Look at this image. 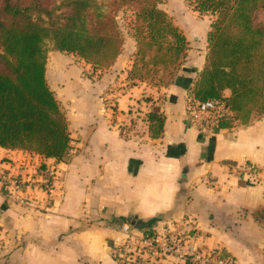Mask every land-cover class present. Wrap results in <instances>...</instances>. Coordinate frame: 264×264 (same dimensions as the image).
<instances>
[{
    "label": "crops",
    "instance_id": "0c3cea01",
    "mask_svg": "<svg viewBox=\"0 0 264 264\" xmlns=\"http://www.w3.org/2000/svg\"><path fill=\"white\" fill-rule=\"evenodd\" d=\"M195 47L165 87L128 80V56L108 67L112 74L95 70V79L67 53L47 54L45 79L67 123L69 159L0 147V169L24 163L27 172L58 173L49 207L41 193L26 206L0 196V264H115L109 246L122 241L119 226L130 217L156 229L190 222L207 249L235 264H264V116L215 135L194 129L185 100L207 53ZM152 111L163 117L157 138ZM245 166L256 171L254 184L240 172Z\"/></svg>",
    "mask_w": 264,
    "mask_h": 264
},
{
    "label": "trees",
    "instance_id": "16d2710c",
    "mask_svg": "<svg viewBox=\"0 0 264 264\" xmlns=\"http://www.w3.org/2000/svg\"><path fill=\"white\" fill-rule=\"evenodd\" d=\"M185 2L198 15L212 17L206 33L208 52L191 96L199 102H225L233 119L221 122V129L233 128V120L247 125L260 119L264 116V25L255 24L254 17L264 10V0ZM39 5L34 0L27 4L2 0L0 5V147L65 162L70 138L45 79L46 40L60 52L77 55L93 71L108 68L123 47L115 11L126 5L132 14L128 32L135 41V57L143 67L159 65L168 70L167 81L151 76L147 80L137 75L133 60L128 80L148 87H165L174 81L189 43L160 9L161 0H62L51 10ZM61 9L65 12L55 14ZM148 52L152 54L146 60ZM224 90L230 91L229 97L223 96ZM148 120L151 136L159 137L163 117L152 111ZM121 223L151 227L131 217Z\"/></svg>",
    "mask_w": 264,
    "mask_h": 264
},
{
    "label": "built area",
    "instance_id": "2783aa9c",
    "mask_svg": "<svg viewBox=\"0 0 264 264\" xmlns=\"http://www.w3.org/2000/svg\"><path fill=\"white\" fill-rule=\"evenodd\" d=\"M185 109L188 123L205 135L217 134L222 130L221 122L233 119V113L222 99L199 102L188 94ZM232 124L233 128L237 126L235 120ZM240 172L249 184L256 182V171L250 166ZM57 175L54 166L44 169L37 166L27 172L24 163L8 165L0 169V196L9 204L26 206L34 194L41 193L49 207L48 197ZM119 231L124 236L122 241L109 246L115 264H235L219 248L207 249L199 243L203 239L200 231L184 220L167 222L160 229H139L121 223Z\"/></svg>",
    "mask_w": 264,
    "mask_h": 264
},
{
    "label": "rangeland",
    "instance_id": "374dc122",
    "mask_svg": "<svg viewBox=\"0 0 264 264\" xmlns=\"http://www.w3.org/2000/svg\"><path fill=\"white\" fill-rule=\"evenodd\" d=\"M13 1H19V2H23V4H27L31 0H13ZM34 1H39L40 7L51 10L53 8H56L62 0H34ZM1 2L2 0H0V5H1ZM159 7L171 19L172 23L183 32V34L186 36L187 41L189 40L188 41L189 44L193 45V43H195L196 45L195 49L197 50L199 49L203 50V46L205 47L206 45V52H208L207 42H203V40L205 37L204 36L205 33L209 29L208 25L210 24L212 20L211 16L198 15L196 12H194L191 9V7H188L185 0H161V5ZM60 12H65V10L64 9L56 10L55 14H59ZM115 13H116V20L123 34V47L120 53V55L124 58L123 61H125L127 64V56H128L129 61L136 60V66H137L136 68L138 70L136 71L137 75H140V74L143 76L145 75V77H148L147 80H150L149 79L150 76L152 78H155L156 80L168 79L167 77L168 70L166 71L163 70V68L159 65L156 67H151V65L149 64L148 66L143 67L141 65V62L139 61V57L138 58L135 57V53L133 52L132 41L131 40L129 41V38L127 36L129 34L128 26L130 23L131 24L133 23L132 14L127 10L126 5L120 6L118 10L115 11ZM254 21H255V24L264 25V10H260L256 13L254 17ZM43 49H44L46 56L49 52L56 50L49 40H46L44 42ZM151 54L152 52H148L145 59L147 60L148 56ZM67 56L69 57L71 62L80 65V67L82 68V73L84 74L85 77H88V78L94 77L95 79L99 77V74L98 73L96 74L95 71H93L89 65L85 64L84 61L81 60L77 55L67 54ZM99 70L101 72V76L112 74L111 73L112 69L104 68V69H99ZM114 88L119 89L121 87H114Z\"/></svg>",
    "mask_w": 264,
    "mask_h": 264
}]
</instances>
